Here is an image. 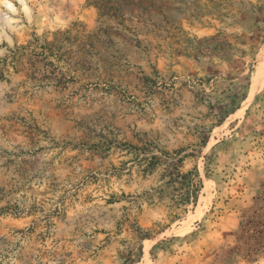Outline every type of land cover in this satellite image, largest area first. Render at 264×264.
I'll return each instance as SVG.
<instances>
[{"label":"rangeland","instance_id":"374dc122","mask_svg":"<svg viewBox=\"0 0 264 264\" xmlns=\"http://www.w3.org/2000/svg\"><path fill=\"white\" fill-rule=\"evenodd\" d=\"M0 264H264V0H0Z\"/></svg>","mask_w":264,"mask_h":264},{"label":"bare ground","instance_id":"6f19581e","mask_svg":"<svg viewBox=\"0 0 264 264\" xmlns=\"http://www.w3.org/2000/svg\"><path fill=\"white\" fill-rule=\"evenodd\" d=\"M261 82H262V77L260 78V80H259V78L257 80V76L253 79L252 84H251L252 85V89H251L252 90V93L251 94H253L259 88ZM247 101H248V99H247Z\"/></svg>","mask_w":264,"mask_h":264}]
</instances>
